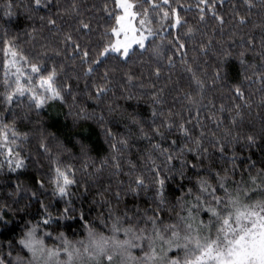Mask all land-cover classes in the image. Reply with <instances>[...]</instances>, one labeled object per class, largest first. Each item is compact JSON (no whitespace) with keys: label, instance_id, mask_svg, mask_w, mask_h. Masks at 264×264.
<instances>
[{"label":"snow or ice","instance_id":"snow-or-ice-1","mask_svg":"<svg viewBox=\"0 0 264 264\" xmlns=\"http://www.w3.org/2000/svg\"><path fill=\"white\" fill-rule=\"evenodd\" d=\"M223 3L224 0H197L200 21L203 22L210 12L223 32L226 21L217 11L218 4L222 6ZM114 4L120 11L118 14L109 11L105 5L108 18L114 20V24L110 30L101 34L94 48L81 43V40L92 32L91 24L83 19H79L76 28L77 33L83 34L79 38H75L72 32L64 33L60 41L63 47L41 45L43 50L31 58L20 50L16 42L18 36H10L7 30L0 36L5 57L3 100L13 116V124L0 123V155L5 157L0 162V170L6 166L8 172L18 173L26 167L18 149L20 144L27 141V133L22 136L18 132L15 127L16 118L22 123L31 124L34 122L31 115L33 110L39 116L49 101L63 102L64 93L71 94L70 84L58 86V70L55 65L49 68L45 58L52 60L54 57L63 56L66 60L79 59L81 65L86 66L85 77L92 78L99 74L100 82L93 80L90 87L95 89V98L100 100L112 91L109 85L113 82V74L118 70V65L127 64L133 55L143 54L149 49L157 60L164 59L163 43L155 44L156 39L163 42L167 35H171L170 32L161 35L165 26L171 29L186 26V21L180 13V8L184 7L180 0H142V3H136L134 0H114ZM243 4L248 10L246 15H240L235 10L233 12L234 22L240 27L250 22L252 10L259 6L264 11V0H243ZM52 6L53 0H30L29 3H24L23 0H20V3L16 0H6L4 16L9 18L7 22H11L14 9L23 7L27 18L31 19L32 13L41 8L50 9ZM184 10L190 11L191 6ZM65 13L80 16L75 3L71 5L70 10L65 9ZM154 24L158 27H154ZM48 25L59 31L55 19L49 17ZM256 27L264 31V23ZM36 31L33 28L31 32L25 31V35L31 40H36L34 35ZM184 36L194 40L195 31L188 28ZM212 43L211 38L207 43L201 42L200 52L206 54ZM167 44L173 50V54L166 57L168 66L170 68L175 66L174 56L179 53L185 71L190 74L193 92L185 93L183 100L189 106L196 107L197 126H200L199 111L209 86L187 62V53L184 51L186 44L180 35L177 34L173 39L167 40ZM247 44L255 48L254 38L249 39ZM260 46L261 51L257 53L261 58L259 65L246 64L244 59L246 51L240 52L239 57L245 71L251 70L252 73L245 79L252 81L255 78V81L264 84V38L261 39ZM227 55L230 53L225 52V56ZM153 75L157 79L160 78L159 65ZM124 78L125 84L122 87L130 89L134 76L125 73ZM221 79V72L217 71L213 77V84ZM86 87L89 85L86 84ZM139 87L143 88L144 85L140 84ZM163 93V88L152 93L150 119L141 116L135 110L120 114V120L125 122L126 134H114L108 127L103 129L111 153L110 163L115 170L114 174L122 172V158L125 153L131 152L136 141H148L150 150L147 152L141 150L140 160L143 169L135 175L134 186H129V193L138 197L142 191H152L154 193L152 200L156 204V208L151 210L152 214L149 215L148 211L140 213L137 208L136 216H129L125 212L121 218L109 209L108 215L102 216L98 225L89 223L82 211L78 216L75 215L76 209L70 199V188L77 183L74 171L57 164L52 169L54 175L50 177L54 184L53 195L65 199L66 206L60 215L54 218L39 200L37 192H31L29 199L37 200L42 214L39 218L33 217L25 222L19 238L9 242L10 251L7 258L0 256V264H264V166L257 168L256 162L252 161L248 166V179L242 177L239 181L234 179V154L231 158L233 163L231 170L224 167L215 168L212 153L204 146L206 132L201 128L199 136L194 137L192 130L187 126L191 124V120L177 122L172 119L171 110L165 114L163 105L166 101ZM232 95L234 115L231 124L236 126L243 119L244 110H251L252 104L245 98L240 86L232 89ZM91 98L92 93H89V99ZM127 98L129 100L134 98L131 91ZM25 102L28 110L22 113L15 112L11 107L14 103L21 106ZM212 106L215 108V105ZM261 106H264V103ZM225 110V106L221 104L217 111L223 113ZM114 111L116 109L109 108L110 113ZM165 116L168 118H164ZM209 118L214 120L217 128L222 126L223 121L215 119V113ZM87 119H89L87 115L77 112L73 127H79V121ZM99 123H104L103 116L99 117ZM176 128L185 138L183 145L175 139L167 141L168 147H164L160 142L152 143L154 139L167 140L166 132L171 133ZM49 137L56 142L58 151L67 149L64 143L60 142L58 135L52 133L45 135L41 129L39 149L52 160ZM73 139L75 140L72 144L73 149L78 147L80 153L87 155L89 146L84 136L73 132ZM238 142L239 137L231 136L230 133H225L223 138H216L215 132H212V139L208 141L221 157L224 156L228 145ZM244 142L248 149L260 147L261 142H264V127L259 138L256 134H250L244 137ZM206 162L208 166L205 168L203 166ZM227 162L226 160L225 163ZM127 164L130 172L137 169V164L132 160H128ZM102 170L103 165L96 169L97 172ZM189 172L196 177L195 180L188 175ZM173 182L176 185L175 192L179 194L175 196V206L170 211H176L177 208L179 211L176 212L174 220L165 222L162 213L166 210L169 187ZM37 183L41 189L44 187L41 181L37 180ZM19 192L20 185L17 184L16 194ZM115 195L119 200L120 193L117 192ZM8 207L7 204L0 205V224L5 228L10 226V221L5 220ZM61 221L64 222L65 228L70 227L73 222L80 224L84 229L81 234L83 238L73 242L68 239L65 232H59L53 237V233L48 229L53 224L61 226ZM48 240L59 243L57 246L49 247L46 243ZM15 248L19 251L13 258L12 250Z\"/></svg>","mask_w":264,"mask_h":264},{"label":"trees","instance_id":"trees-1","mask_svg":"<svg viewBox=\"0 0 264 264\" xmlns=\"http://www.w3.org/2000/svg\"><path fill=\"white\" fill-rule=\"evenodd\" d=\"M20 3V0H16ZM24 3H29L30 0H23ZM136 3H142V0H134ZM6 0H0V36L7 30L12 37L18 36L16 41L20 50L30 58L37 55L43 49L41 45L51 44L53 47H63L60 41L63 34L72 32L75 38H79L82 33H77L79 19L89 22L92 27V32L81 40L82 44H89L90 47H95L99 42L101 34L110 30L114 24V20L108 18V13L105 11V5L109 11L119 13V9L115 8L114 0H53V6L50 9L41 8L32 13V18L28 19L23 7L14 9L13 16L10 18L4 16V4ZM75 3L78 6L80 16L66 14L65 9L71 8ZM184 5L180 8V13L186 26L179 29H171L165 26L161 35L170 32L166 39L162 42L156 39L155 44L163 43V51L165 58L157 60L151 49L143 54L137 53L125 65H118V70L113 74V82L109 85L112 89L106 96L100 100L95 98V89L91 88L93 80L99 81V74L96 77L88 78L84 76V69L79 59L66 60L63 56L54 57L52 60L45 58V63L49 68L53 65L58 70L57 84L58 86L71 85V94L64 93V101H49L41 114L37 116L35 110L32 111L31 124L20 122L16 118L15 127L23 136L27 133V141L20 144L18 149L21 152L22 158L25 160L26 167L18 173H10L7 167L0 170V205L7 204L8 214L5 220L10 221V226L5 228L0 224V256L7 258L10 251L9 242H14L19 238L21 231L26 221L33 217L39 218L41 215L40 204L37 200H30L31 192H37L39 200L47 207L48 212L55 218L60 215L63 208L66 206L65 199L53 195L54 184L50 177L54 175L52 169L59 164L62 168H71L75 173L77 183L70 188V199L73 202V207L76 209L75 215H79L82 211L89 223L98 225L102 216L108 215L109 209L114 215L118 214L123 218L125 212L129 216H136V209L140 213L148 211L151 215L152 209L156 208L152 197V191H142L140 195L133 196L129 193V186H134L133 181L135 175L143 169L140 160L141 150L147 152L150 150L148 141H136L132 146L131 152L125 153L122 158V172L114 174V169L110 163V149L103 135L104 127L111 128L114 134H126L125 122L120 120V114L130 113L134 110L139 112L141 116L150 119L151 95L153 92L164 89V99L166 103L163 105L165 114L171 110L173 113L172 119L177 122L191 120V124L187 126L192 130L194 137L199 136L201 128L206 132L204 146L209 148L212 153V160L215 161V168L224 167L229 170L233 168L231 158L235 155V177L239 181L248 179V166L252 161L256 162V167L264 166V142H261L260 147L248 149L245 147L244 137L250 134H256L259 138L262 127H264V84L259 81L245 79L251 75V70L245 71V66L241 65L239 53L246 51L244 57L246 64L259 65L261 58L257 55L261 51V39L264 38V31L256 25L264 23V11L259 6L252 10L249 17L250 22L245 26H237L234 22L233 12L238 11L240 15L248 13L247 8L243 4V0H224L222 6L218 4L217 11L225 18L223 32H221L217 21L212 17L211 13H207L205 20L200 21V14L196 7L197 0H180ZM191 6L190 11L184 9ZM44 17V19H41ZM49 17L56 20V29L48 25ZM154 27L158 25L154 24ZM35 28L34 33L36 40H31L25 35V31L31 32ZM188 28L195 31L194 40H190L184 36ZM235 33V35H233ZM177 34L180 35L183 42L186 44L184 51L187 53L186 60L198 72V75L206 81L208 88L202 100V105L199 111L200 126H197L196 107L189 106L183 100L185 93H192L193 88L190 86V74L185 71L184 64L181 63V56L176 53L174 56V67L168 66L167 55H172L173 50L167 44V40L173 39ZM243 37V40H241ZM211 38L213 43L208 52L201 53L199 44L207 43ZM251 38L255 40V48L248 46L247 41ZM151 43V42H150ZM3 45L0 44V123L13 124V116L7 110L3 100V80H4V54L2 51ZM225 52L230 55L225 56ZM51 55V53H50ZM159 65L161 70L160 78L157 79L153 72ZM226 69V74H225ZM217 71L221 72L222 79L213 84V77ZM103 69H101V73ZM125 73H131L134 76L133 86L129 88L122 87L125 84ZM255 81V82H254ZM86 84L89 87H86ZM143 84L144 87H139ZM235 86H240L245 94V98L252 104L251 110L245 109L243 119L232 126L231 120L234 115L233 111V95L232 89ZM129 91L133 94V99L129 100ZM89 93H92V98L89 99ZM75 97V99H74ZM211 102V103H210ZM235 103H241L235 101ZM225 106L223 113L217 111L220 105ZM212 105H215L213 108ZM12 109L15 112L22 113L27 111L26 102L21 106L13 104ZM114 108L116 111L110 113L109 108ZM77 112L87 115L89 119L79 121V127H73V120ZM71 113V114H69ZM215 113V119L223 121L220 128L216 127L213 119L209 117ZM104 117V123H99V117ZM164 118H168L165 116ZM159 123V121H157ZM43 126V128H42ZM45 132V135L52 133L58 135L61 143H64L67 151H58L56 142L49 137L50 148L53 159L50 160L48 155L43 154L39 149L40 130ZM73 132L81 133L85 142L89 146L87 155L80 153L78 147L73 149L72 144ZM212 132L216 133V138H223L225 133H230L231 136L239 137V142L228 145L224 156L221 157L219 152L212 148L208 143L212 139ZM167 140H153L152 143L160 142L164 147H168V140H177L181 145L185 142V138L179 133L178 128L173 129L171 133H167ZM191 159V157H188ZM5 159L0 155V162ZM128 160H132L137 164V169L130 172L127 164ZM228 161L225 163V161ZM159 162V161H158ZM103 170L97 172L96 169ZM178 166V165H177ZM208 162L203 167H207ZM124 173H129L125 175ZM255 174V169L252 170ZM188 175L195 180L196 177L191 172ZM37 180L41 181L44 187L41 189ZM20 185V192L16 194V185ZM176 185L173 182L169 187V200L166 210L162 213L165 222H170L176 217V211H170L175 206V196L179 193L175 192ZM87 189V191H85ZM120 193V199H116V193ZM42 193V194H41ZM23 197V198H21ZM19 203H14V201ZM107 201V203H105ZM29 205V207H25ZM23 217V219H22ZM33 222H35L33 220ZM64 222L61 221V226L53 224L48 230L53 233V237L59 232H65L68 239L73 242L82 239L84 229L78 223H71L70 227H63ZM141 226L143 224L141 223ZM49 247L57 246L58 241H46ZM13 258L19 251L15 248Z\"/></svg>","mask_w":264,"mask_h":264}]
</instances>
